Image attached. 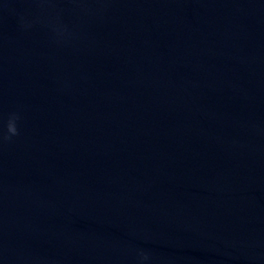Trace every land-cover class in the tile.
<instances>
[{
    "label": "water",
    "instance_id": "water-1",
    "mask_svg": "<svg viewBox=\"0 0 264 264\" xmlns=\"http://www.w3.org/2000/svg\"><path fill=\"white\" fill-rule=\"evenodd\" d=\"M11 112L0 264H264V0H0Z\"/></svg>",
    "mask_w": 264,
    "mask_h": 264
},
{
    "label": "clouds",
    "instance_id": "clouds-1",
    "mask_svg": "<svg viewBox=\"0 0 264 264\" xmlns=\"http://www.w3.org/2000/svg\"><path fill=\"white\" fill-rule=\"evenodd\" d=\"M23 27H30V24L22 23ZM58 36L64 35V29L62 28H54ZM21 116L19 112H11L8 114L6 121V132L0 131V143L11 142L13 137H17L20 135V130L18 127V122L20 121ZM138 257L141 262L147 261L149 259V255L144 251H140L138 253Z\"/></svg>",
    "mask_w": 264,
    "mask_h": 264
}]
</instances>
